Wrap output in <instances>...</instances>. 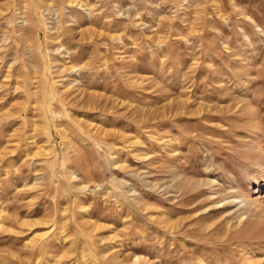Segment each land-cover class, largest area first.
Here are the masks:
<instances>
[{
	"label": "rangeland",
	"instance_id": "374dc122",
	"mask_svg": "<svg viewBox=\"0 0 264 264\" xmlns=\"http://www.w3.org/2000/svg\"><path fill=\"white\" fill-rule=\"evenodd\" d=\"M0 264H264V0H0Z\"/></svg>",
	"mask_w": 264,
	"mask_h": 264
},
{
	"label": "bare ground",
	"instance_id": "6f19581e",
	"mask_svg": "<svg viewBox=\"0 0 264 264\" xmlns=\"http://www.w3.org/2000/svg\"><path fill=\"white\" fill-rule=\"evenodd\" d=\"M202 195V194H201ZM244 197V196H243ZM246 197V196H245ZM214 199H219V197H215ZM247 199V198H246ZM236 200V201H235ZM235 200H233L232 202L233 203H237L238 204V202H237V199H235ZM243 202H245V201H243ZM243 216V215H242ZM242 218V217H241ZM135 263H137V260H135L134 261Z\"/></svg>",
	"mask_w": 264,
	"mask_h": 264
}]
</instances>
